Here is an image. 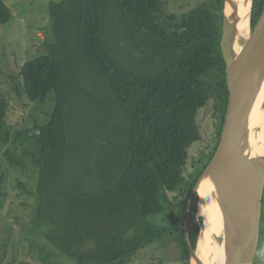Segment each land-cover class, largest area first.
<instances>
[{"label": "trees", "instance_id": "obj_1", "mask_svg": "<svg viewBox=\"0 0 264 264\" xmlns=\"http://www.w3.org/2000/svg\"><path fill=\"white\" fill-rule=\"evenodd\" d=\"M112 1L134 42L136 18L159 3L51 1L50 50L26 62L20 71L30 103L45 102L51 93L56 96L46 124L13 130L7 122L10 101L0 95V142L20 143L23 155L7 154L8 159L26 170L29 158L38 170L34 217L49 227L47 241L74 264H130L159 235L146 217L165 211L169 192L184 196L185 212L201 173L187 180L182 171L188 148L198 139L194 118L214 101L224 119L229 104L221 48L223 0L206 2L190 12L187 30L171 34L180 40L163 46L174 50L180 44L179 53L153 73L133 66L136 53L131 51L136 49L130 48L121 60L102 14L104 5ZM263 10L264 0H255L253 28ZM12 18V10L0 0V26ZM153 48L160 46L154 43ZM80 70L88 73L90 82L77 81ZM85 105L98 114L96 121L81 117ZM101 121L103 135L95 132ZM4 188L0 176V197ZM195 225V234L190 232L193 245L199 230ZM30 246L36 252L38 245ZM55 250L48 253L56 254Z\"/></svg>", "mask_w": 264, "mask_h": 264}, {"label": "rangeland", "instance_id": "obj_2", "mask_svg": "<svg viewBox=\"0 0 264 264\" xmlns=\"http://www.w3.org/2000/svg\"><path fill=\"white\" fill-rule=\"evenodd\" d=\"M2 1L12 10L13 18L10 23L0 26V95L10 101L7 122L13 127L12 129L32 130L36 125H44L48 122L56 96L51 93L45 102L30 103L24 93L20 71L26 62L35 60L50 50L48 43L53 41V38L49 7L53 0ZM113 3L112 1L104 5L103 19L107 35L117 43L121 60H125L131 51L130 48L135 49L136 46L129 37L126 19L121 17L119 11L113 7ZM169 4L172 6L173 1ZM131 52L135 54V50ZM135 60L134 56L133 66L140 68ZM139 61L141 62V57ZM76 76L77 81L85 78L90 82L88 73H82L80 70ZM81 117L94 118L96 121L98 114L93 112L92 106L85 105ZM206 128L207 122L203 126L204 133ZM103 131L104 123L101 121L97 124L95 132L103 135ZM204 147V144H194L191 147L186 174L192 171V159L197 157ZM7 154L21 157L22 147L19 144L5 145L0 142V176L4 178L5 187V195L0 197V204L3 205L0 208V264H74L73 259L55 250V247L47 241L46 233L49 227L39 223L34 217L38 170L30 163L29 158L26 159L28 164L26 170L17 164H12ZM30 244L38 245V251L34 252ZM39 245L51 251L55 250L56 254L48 253V250ZM157 249V247L147 248L133 264L152 262L154 257L159 255ZM260 258L264 261V254Z\"/></svg>", "mask_w": 264, "mask_h": 264}, {"label": "water", "instance_id": "obj_3", "mask_svg": "<svg viewBox=\"0 0 264 264\" xmlns=\"http://www.w3.org/2000/svg\"><path fill=\"white\" fill-rule=\"evenodd\" d=\"M254 1L250 0L251 36L258 24L252 27ZM261 19H264V10L259 21ZM243 23L244 16L237 4L225 0L221 48L226 63L229 104L217 150L191 193V198L195 194L199 197L200 190L205 189L208 199L228 226L227 235L233 243L215 237V243L224 252L223 259L227 264L256 263L263 211L264 169L258 166L251 155L246 154L248 147H252L251 130L246 133V124L250 122L261 96L264 101V26L262 32L255 36L253 47L247 48L243 38ZM242 48L249 50L248 56L240 53ZM240 56L246 59L238 70L237 59ZM204 111L207 112V108ZM255 127L254 131L259 129L258 134L264 131V111ZM202 209V200L199 198L198 218L203 219V227ZM190 219L189 208L182 229L190 247V264H196L197 248L192 247L189 235Z\"/></svg>", "mask_w": 264, "mask_h": 264}, {"label": "flooded vegetation", "instance_id": "obj_4", "mask_svg": "<svg viewBox=\"0 0 264 264\" xmlns=\"http://www.w3.org/2000/svg\"><path fill=\"white\" fill-rule=\"evenodd\" d=\"M171 1H173L172 6L169 4ZM214 1L216 3L220 2V0H159L157 6L149 5L147 15L144 16L140 14L136 18L138 24L136 25L137 29L135 32V58L138 66L140 67L139 71L144 73H153L157 68L161 69L164 64L171 62L174 55L178 54L180 51V44H176V48H174V50L171 48H163L164 45L174 44V40H180L178 38H174L171 34L184 33L187 30V19L190 12L206 2L214 3ZM224 5L225 0H223L222 8L223 21ZM154 43L159 45L160 48L157 50L154 49ZM139 57H141V62L139 61ZM204 108H207V112L204 111ZM198 111L200 112L198 113ZM198 111L194 118L195 126L198 132V139L188 148L186 167L182 168L183 177L187 180L192 179V176L201 171L196 182H198L203 171L211 161L210 159L208 161V157L211 154L214 156L217 150L225 121V117L222 119V113L216 107L214 101H209ZM205 122H207V128L204 133L203 126ZM194 144H204L205 147L199 151L197 157L192 159V171L186 174L188 161L190 159V150ZM191 193L189 194L187 203L185 204V212L183 204L184 196H182L179 192H169L167 195L168 202H166L167 204L165 203V211L160 215H150L146 217V221L149 224L158 228L159 235L155 237V240L150 245L139 250L138 254L130 264L136 262L144 250L152 247L158 248L157 250L159 255L156 258L154 257L152 262L146 264H190V247L186 241L185 232L182 229L185 224L188 209H191L189 235L190 232L195 234V223L199 226L197 237L195 238V245H193L191 241L192 247L195 249L198 245L201 224L203 223L202 218L196 217L199 197L195 194L191 198ZM183 212V224H181L179 219ZM263 219L264 204L261 220L260 246L255 264H264V261H261L260 258L264 254ZM183 239L186 241L187 248L184 245Z\"/></svg>", "mask_w": 264, "mask_h": 264}, {"label": "bare ground", "instance_id": "obj_5", "mask_svg": "<svg viewBox=\"0 0 264 264\" xmlns=\"http://www.w3.org/2000/svg\"><path fill=\"white\" fill-rule=\"evenodd\" d=\"M244 16L243 32H244V44L247 48H252L255 43V36L259 35L264 26V19H261L255 27L254 34L251 36L250 33V0H232ZM227 46V45H225ZM244 48V47H243ZM240 51L241 54L248 56L249 50L243 49ZM239 53V55H240ZM246 57L240 56L237 59L238 70H240ZM264 101L261 96L258 100L255 108L253 109L250 122L246 124L247 132L251 130V145L248 147L246 154L251 155L253 160L258 164L259 167L264 169V131L259 134L254 131L255 126L259 123L263 117ZM205 189H201L199 192V198L202 200L203 209L201 215L204 217L203 227L201 226V237L197 245V260L196 264H227L223 259L224 252L215 243V237L225 241L227 243H233L234 241L228 237L226 226L221 213L217 208L210 202L207 197Z\"/></svg>", "mask_w": 264, "mask_h": 264}, {"label": "clouds", "instance_id": "obj_6", "mask_svg": "<svg viewBox=\"0 0 264 264\" xmlns=\"http://www.w3.org/2000/svg\"><path fill=\"white\" fill-rule=\"evenodd\" d=\"M222 42V41H221ZM227 78V77H226ZM228 86V85H227ZM20 146H21V144L20 143H18ZM27 147H30L29 145H26ZM22 147V154H23V146H21Z\"/></svg>", "mask_w": 264, "mask_h": 264}]
</instances>
